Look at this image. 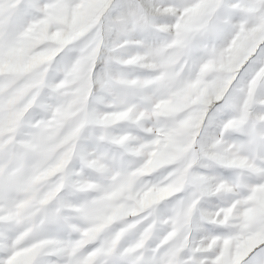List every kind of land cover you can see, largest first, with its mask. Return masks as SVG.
I'll use <instances>...</instances> for the list:
<instances>
[{"label":"snow or ice","instance_id":"6c2138e0","mask_svg":"<svg viewBox=\"0 0 264 264\" xmlns=\"http://www.w3.org/2000/svg\"><path fill=\"white\" fill-rule=\"evenodd\" d=\"M60 8L62 19L54 15ZM84 9L87 20L74 22ZM41 25L47 38L32 52L48 50L50 59L31 71H9ZM69 25L74 31L65 38ZM64 59L70 66L83 59L86 100L108 89L119 101L94 122L85 103L62 163L63 172L87 185L80 201L118 209L101 228L68 217L73 197L61 202L59 171L55 196H33L34 147L59 110L53 104L44 113L40 106L63 78L53 76L50 85L44 68ZM169 65L179 70L172 93L195 81L202 88L174 118L176 112L157 107L169 95H147L170 78ZM188 119L192 125L184 127ZM170 142L176 147L163 165L149 168L146 162ZM227 153L251 161L246 178L237 177L239 166L226 162ZM169 181H178V190L141 199ZM261 189L264 0H0V264H15L22 250L24 264H264ZM133 194L140 203L126 207L122 201ZM26 200L30 206L17 214Z\"/></svg>","mask_w":264,"mask_h":264},{"label":"clouds","instance_id":"9594fccd","mask_svg":"<svg viewBox=\"0 0 264 264\" xmlns=\"http://www.w3.org/2000/svg\"><path fill=\"white\" fill-rule=\"evenodd\" d=\"M73 26H65L63 33L67 38L72 35ZM56 43V42H53ZM90 44L93 41L89 42ZM94 50V49H93ZM164 54V49L160 48L156 59L159 60ZM69 56L66 53V57ZM50 63V62H49ZM45 72L49 73V83L52 85V77L62 74L63 78L59 85H52L46 95L44 102L40 106V111L46 113L53 104L59 106L58 120L55 123L49 124L40 129L37 143L32 154V163L28 171L36 172L38 177H44L39 184L33 185V196L42 194L44 198L55 196L59 190L60 183L65 187L64 194L61 195V202L66 203V197L71 194L73 200L68 206V217H79L89 220L95 228H101L109 222V218L113 214L112 209L107 204L94 203L93 201H80L79 197L86 190L87 185L80 182L78 176L74 177L71 171L63 172L62 163L66 159L68 141L76 135L81 126L82 113L87 103L88 118L90 121H95L103 108L107 105L118 104L116 96L108 89L103 93L94 95L90 100H86V79L84 72V61L72 64L70 66L69 59H64L51 65V68H44ZM169 72L172 73L169 79L157 84L155 89L150 90L147 95L151 98L153 93L160 95H169V99H174L177 93H172L171 89L179 83L177 79L179 70H174L169 65ZM161 103V102H160ZM160 103L157 105L160 111ZM182 111V110H181ZM161 112V111H160ZM162 113V112H161ZM181 112H176L175 115H180ZM67 140V143L64 141ZM226 162L235 163L239 166L237 177H247L248 169L252 168V163L244 157L237 156L235 153H227L225 156ZM204 162V161H202ZM149 168L163 165V158L155 156L146 162ZM61 172L59 177L60 183L54 180L53 177L57 172ZM243 185L244 180L240 181ZM178 190V181H169L167 185L159 188L151 189L143 194L142 200L150 198L158 200L166 195H170L173 191ZM126 207H133L140 203L136 195L126 197L123 201ZM79 203V207L75 205ZM191 211V206L183 214H177L176 221L180 223L185 220L187 213Z\"/></svg>","mask_w":264,"mask_h":264},{"label":"rangeland","instance_id":"374dc122","mask_svg":"<svg viewBox=\"0 0 264 264\" xmlns=\"http://www.w3.org/2000/svg\"><path fill=\"white\" fill-rule=\"evenodd\" d=\"M55 17L58 19H62L66 16V11L62 8L57 9L55 12ZM88 18V11L86 9L78 12L74 18V22L83 23ZM60 37V34H57V38ZM47 38V30L46 25H41L35 27L28 37V42L17 52L11 64L9 65L8 70L12 72L18 71H31L33 68L46 64L50 59L51 53L48 50H43L39 53H33L32 48L39 43L41 40ZM241 47L243 46V42H241ZM202 88L201 83L199 81H195L192 83L190 88L178 92L174 99H168L166 101H162L160 103V111L162 113H173L183 110L191 104H194L201 94ZM243 122V121H240ZM239 123V122H238ZM192 125V120L188 119L184 122V127H190ZM67 143V140L64 141ZM176 147V145L170 142L168 145H165L161 150L156 153V156L164 158L169 154V149ZM8 163V162H6ZM62 166V165H61ZM44 177H37L34 181V184H39ZM123 194V190L121 193L115 194L113 199L118 198L119 195ZM260 195L264 196V189L260 190ZM50 198V197H48ZM145 201H151L150 198H146ZM31 204V201H21L17 206L16 213H22L26 208H28ZM113 212L118 211V209L112 207ZM26 256V250H22L20 253L14 257L15 264H24V258Z\"/></svg>","mask_w":264,"mask_h":264}]
</instances>
